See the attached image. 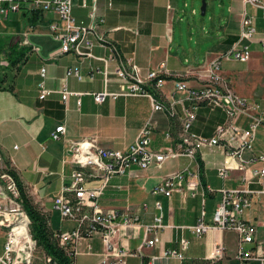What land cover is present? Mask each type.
<instances>
[{
    "label": "crops",
    "instance_id": "0c3cea01",
    "mask_svg": "<svg viewBox=\"0 0 264 264\" xmlns=\"http://www.w3.org/2000/svg\"><path fill=\"white\" fill-rule=\"evenodd\" d=\"M92 4L93 0H72L71 12L77 22L91 23ZM217 7L218 12L212 11L208 23L201 20L200 25L184 26L179 24L180 0H111L110 6L107 0H96L97 11L104 18L99 31L106 40L100 41L90 34L92 56L88 57L60 51V40L49 30V23L58 19L52 11L39 12L31 21L30 12L20 8L0 20V36L4 40L0 47V62H3L0 65L4 67L0 69V154L4 164L16 172L33 202L45 212L48 224L51 211L58 213L52 206L53 198L69 181L72 141L95 136L102 146L125 149L147 120L152 124L149 143L152 148H164L178 137L183 107L189 101L183 92L175 90V79L170 75L159 72L162 77L159 85L144 79L142 86L157 100L169 105L173 114L152 110L147 95L106 97L101 103L93 100L89 92L119 90L123 80L114 70L120 63L138 66L142 78L150 69H162L161 64L169 72L187 71L181 77L182 81L187 86L197 87L203 80L194 72L204 70L212 58L225 52L237 40L241 14L245 12L255 27L252 38L246 41L249 59H222L219 72L229 78L234 91L264 109V19L261 10L244 0H219ZM80 47L84 49L82 45ZM114 49L118 53L115 54ZM17 51L22 52V57L12 63ZM72 66L78 67L80 79L66 74ZM90 72L93 73L91 77ZM40 83L46 90L42 99L38 98ZM63 87L79 94L71 93L63 100ZM195 113L189 130L205 136H209L215 125L224 119L218 107L201 104ZM237 122L242 127L248 125L245 117H240ZM59 124H64L65 131L60 138L53 139L51 132ZM253 151L264 153V126L256 129ZM223 157V152L215 147H203L198 167L188 157L179 156L165 160L160 167L150 165L140 169L132 166L128 172L109 178L97 200L100 207L128 209L141 223H150L154 215H160L163 224L158 241L143 246L139 256H128L126 264H148L151 257L159 256L162 250H181V238L187 240V247L181 250L184 264L239 261L235 258L237 236L233 230H209L196 236L188 227H181L195 224L201 211L204 212L203 221L210 223L221 197L219 189L239 184L240 171H231L226 178L217 176L216 168ZM261 164L264 165L255 163L254 167ZM174 170H198L200 186L195 195H190L188 190L173 191L170 196L150 193V188ZM101 181L100 177H94L85 185L98 186ZM250 187L261 192L251 195V203L242 210L241 217L256 224L258 237L264 239V227L261 226L264 221V177L261 183L253 182ZM155 202H159L160 208L155 207ZM208 202L212 209L209 218L205 210ZM142 203L146 204L145 208ZM72 226L73 222L64 229ZM134 233L136 236L127 240L130 249L141 241L142 229L136 228ZM4 240L5 232L0 227V254ZM214 245L220 247V256L208 263L207 257ZM93 249H101L98 237L93 239ZM151 260L152 264L180 262L172 256ZM243 262L257 264L251 260Z\"/></svg>",
    "mask_w": 264,
    "mask_h": 264
},
{
    "label": "built area",
    "instance_id": "2783aa9c",
    "mask_svg": "<svg viewBox=\"0 0 264 264\" xmlns=\"http://www.w3.org/2000/svg\"><path fill=\"white\" fill-rule=\"evenodd\" d=\"M261 10L264 19V2L262 0H244ZM84 5V2H83ZM111 5V0H107ZM24 8L27 12L52 11L57 20L49 23L52 35L61 42L60 51L74 52L84 57L92 56L88 39L93 34L98 40L105 41V36L99 31V26L104 18L96 8V0H93L89 16L90 24L77 22L72 15V0H0V20L10 13ZM167 8L171 9L170 5ZM194 13V9L191 10ZM255 32L251 17L245 12L241 14L240 30L237 40L223 53L212 58L202 71L194 74L202 79L197 87H190L182 81L181 77L188 72H169L163 68L146 72L144 78L139 74L138 66L134 64L120 63L114 73L123 80L118 91L103 89L97 92H89L96 103H101L106 97L115 98L119 95L137 94L147 95L151 100L152 110H166L173 114L171 107L157 100L151 92L146 90L142 83L144 79L153 82L155 86L162 82L159 72H163L175 79V90L184 93V98L189 101L183 107V118L180 124L178 137L172 144L154 149L150 146V133L152 124L147 120L139 129L135 140L125 149H114L102 146L95 136L81 138L71 142L70 163L72 170L69 181L62 185L59 194L53 200V208L59 213L61 220L73 222V226L56 230L53 236L57 245L71 258V264L76 263V257L87 255L96 257L91 264H126L128 256H139L143 246H151L158 241V232L163 227L160 215H154L150 223L138 222V216L133 212L118 210L115 208L103 209L98 205V198L109 178L128 172L132 166L145 169L150 165L160 167L170 158L179 156L188 157L199 166L198 159L203 147H215L223 152L224 157L216 168L217 176L228 177L231 171H240L239 184L233 188H220V200L216 204L212 221H203L204 212L201 211L198 220L193 225H181L188 227L196 236L209 230H233L237 236L235 258L240 262L251 260L257 264H264V239L257 234V225L241 217L242 210L251 203V195L260 193L250 187L253 182L261 183L264 177V165L254 167L255 163H264V153H254L253 142L255 132L259 126H264V109L254 100H248L238 94L231 86L227 76L221 74L220 61L222 59H234L247 61L250 56L248 43ZM84 49H81L80 46ZM264 49V43H262ZM115 54L118 53L114 49ZM41 75L44 68H41ZM106 74V71H103ZM81 78L77 66H72L66 71ZM89 73V77L92 76ZM106 78V76H105ZM40 86L39 99L44 98L46 90ZM79 94L67 88L61 89V98L65 100L69 94ZM218 107L224 114V119L217 123L209 136L191 132L189 127L196 116L199 105ZM245 117L248 125L242 127L238 119ZM65 131L64 124L55 126L51 132V138L58 139ZM168 136V134H167ZM0 154V227L4 229L5 240L0 254V264H59L51 255L37 247L35 239L30 232V219L26 213L19 194L15 178L9 172ZM100 177L98 186H86L88 179ZM200 186L197 171L174 170L165 174L162 179L150 188V193H162L170 196L173 191L183 192L188 190L190 195L197 193ZM211 191L210 188H206ZM204 191L202 192V195ZM145 208L146 204L142 203ZM155 207L160 208L159 202ZM264 227V221L261 222ZM142 229L141 241L134 249H130L127 240L135 237L134 230ZM98 237L101 249H93V239ZM180 249L187 247V240H179ZM247 245V247H245ZM181 250H162L156 257H175L183 263ZM220 247L214 245L207 257L212 262L216 256H220ZM148 264H152V260Z\"/></svg>",
    "mask_w": 264,
    "mask_h": 264
},
{
    "label": "trees",
    "instance_id": "16d2710c",
    "mask_svg": "<svg viewBox=\"0 0 264 264\" xmlns=\"http://www.w3.org/2000/svg\"><path fill=\"white\" fill-rule=\"evenodd\" d=\"M38 14L39 12H30L31 21H34ZM15 53L17 57L16 59L12 60V63H15L22 57V52L17 51ZM9 172L15 178V182L19 189V194L22 200V205L30 219V232L32 237L36 241L37 247L43 252L55 258L59 262V264H71V258L66 256L62 249L57 245L56 240L53 236L55 230H52L50 228L48 224V217L45 212H43L42 209L33 202L32 198L26 192V189L20 181L16 172L12 169H9Z\"/></svg>",
    "mask_w": 264,
    "mask_h": 264
},
{
    "label": "rangeland",
    "instance_id": "374dc122",
    "mask_svg": "<svg viewBox=\"0 0 264 264\" xmlns=\"http://www.w3.org/2000/svg\"><path fill=\"white\" fill-rule=\"evenodd\" d=\"M184 2L186 4L184 5ZM218 2L219 0H206V13L204 15L200 14V5H201V0H180V10L178 12V15L180 16L179 24L187 26L188 24L191 25H200L201 20H205L206 23H208V18L210 17V14L212 13L213 10H216L218 12ZM195 9V13L191 12V9ZM4 44V40L2 36H0V47ZM234 60V59H233ZM3 64V62H0ZM4 67L0 65V69H3ZM57 196V195H56ZM55 196V197H56ZM54 197V198H55ZM53 198V200H54ZM206 217L209 218L211 216V207L210 203L208 202L206 204ZM49 224L52 228L54 229H64L67 228L68 226L72 225V222L69 220H60L59 214L53 210L50 213L49 217ZM93 261H95L92 257L87 256V255H79L76 257V263L77 264H91ZM238 261V260H237ZM240 264H243L244 262L238 261ZM234 261H232L231 264H239ZM247 264V263H244ZM248 264H255L253 262L248 263Z\"/></svg>",
    "mask_w": 264,
    "mask_h": 264
},
{
    "label": "water",
    "instance_id": "95a60500",
    "mask_svg": "<svg viewBox=\"0 0 264 264\" xmlns=\"http://www.w3.org/2000/svg\"><path fill=\"white\" fill-rule=\"evenodd\" d=\"M205 9H206V0H201V5H200V14L201 15L205 14Z\"/></svg>",
    "mask_w": 264,
    "mask_h": 264
}]
</instances>
